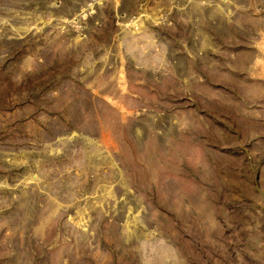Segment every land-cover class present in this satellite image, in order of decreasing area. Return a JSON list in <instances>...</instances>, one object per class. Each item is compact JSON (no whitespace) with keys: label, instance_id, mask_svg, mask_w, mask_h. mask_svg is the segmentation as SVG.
I'll return each mask as SVG.
<instances>
[{"label":"rangeland","instance_id":"rangeland-1","mask_svg":"<svg viewBox=\"0 0 264 264\" xmlns=\"http://www.w3.org/2000/svg\"><path fill=\"white\" fill-rule=\"evenodd\" d=\"M0 264H264V0H0Z\"/></svg>","mask_w":264,"mask_h":264}]
</instances>
